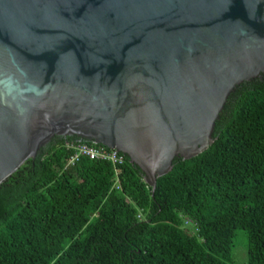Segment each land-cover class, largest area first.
<instances>
[{
	"label": "water",
	"instance_id": "obj_1",
	"mask_svg": "<svg viewBox=\"0 0 264 264\" xmlns=\"http://www.w3.org/2000/svg\"><path fill=\"white\" fill-rule=\"evenodd\" d=\"M264 75V0H0V186L55 137L127 156L155 193Z\"/></svg>",
	"mask_w": 264,
	"mask_h": 264
},
{
	"label": "trees",
	"instance_id": "obj_2",
	"mask_svg": "<svg viewBox=\"0 0 264 264\" xmlns=\"http://www.w3.org/2000/svg\"><path fill=\"white\" fill-rule=\"evenodd\" d=\"M204 153L146 184L55 137L0 186V264H264V75L230 96ZM117 171L119 174L117 175Z\"/></svg>",
	"mask_w": 264,
	"mask_h": 264
},
{
	"label": "built area",
	"instance_id": "obj_3",
	"mask_svg": "<svg viewBox=\"0 0 264 264\" xmlns=\"http://www.w3.org/2000/svg\"><path fill=\"white\" fill-rule=\"evenodd\" d=\"M69 147L76 151L72 162L78 160L80 157H88L92 160L108 161L117 166L123 163L124 160V155L122 153L107 147H95L82 143L70 144ZM118 174L119 171H117V175Z\"/></svg>",
	"mask_w": 264,
	"mask_h": 264
},
{
	"label": "rangeland",
	"instance_id": "obj_4",
	"mask_svg": "<svg viewBox=\"0 0 264 264\" xmlns=\"http://www.w3.org/2000/svg\"><path fill=\"white\" fill-rule=\"evenodd\" d=\"M234 264H247V236L244 231H238L234 240Z\"/></svg>",
	"mask_w": 264,
	"mask_h": 264
}]
</instances>
